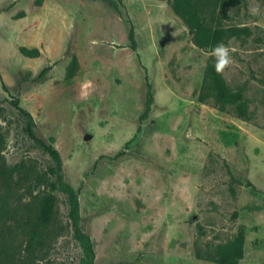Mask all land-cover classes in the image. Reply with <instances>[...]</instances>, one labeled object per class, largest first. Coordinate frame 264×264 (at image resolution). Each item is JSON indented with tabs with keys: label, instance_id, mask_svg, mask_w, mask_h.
I'll return each instance as SVG.
<instances>
[{
	"label": "rangeland",
	"instance_id": "374dc122",
	"mask_svg": "<svg viewBox=\"0 0 264 264\" xmlns=\"http://www.w3.org/2000/svg\"><path fill=\"white\" fill-rule=\"evenodd\" d=\"M220 23L250 31L225 43L233 62L221 74L247 99L249 121L197 100L212 50L193 45L166 0H0V159L31 164L42 175L32 196L55 197L58 233L39 264L85 262L66 194L46 186L54 163L13 100L59 155L92 264H215L195 247L205 255L238 234L235 264H264V0H238ZM6 237L22 255L17 231Z\"/></svg>",
	"mask_w": 264,
	"mask_h": 264
},
{
	"label": "trees",
	"instance_id": "16d2710c",
	"mask_svg": "<svg viewBox=\"0 0 264 264\" xmlns=\"http://www.w3.org/2000/svg\"><path fill=\"white\" fill-rule=\"evenodd\" d=\"M171 11L181 20L191 35V41L198 48H212L218 43H227L231 38L242 39L250 34L246 26L222 25L221 14L225 9L238 3V0H166ZM131 43V30L128 32ZM258 40L264 41V34ZM18 51L25 57L38 56L36 48L19 46ZM77 68L75 57H71L64 76L71 77ZM49 66L42 67L37 73L42 77ZM197 100L201 103L209 102L221 112H229L243 121L251 119L247 99L240 90L231 88L221 74H217L213 62L205 63L201 83L197 93ZM15 107L24 115V132L26 136L39 146L53 161L49 166L48 174H53L55 181L49 180L46 186L53 190L57 186L67 196L69 211L68 218L73 227V237L82 247L85 264H92L93 251L88 236L79 231L76 226L77 202L74 193L68 185L60 182V159L57 151L33 133V122L29 113L12 101ZM3 144V135L0 132V148ZM42 175L31 165L24 161L8 166L0 159V264H39L41 253L48 240L58 232L54 226L53 208L55 197L50 192L31 194L28 188L30 181L38 185L42 183ZM22 191L18 193V191ZM25 193V194H24ZM25 195L27 202H20ZM23 239L22 255H18L16 245L9 243L6 237L16 232ZM194 255L199 259H207L215 264H235L242 257V236L238 234L225 244L216 245L212 251L202 255L195 247Z\"/></svg>",
	"mask_w": 264,
	"mask_h": 264
},
{
	"label": "clouds",
	"instance_id": "9594fccd",
	"mask_svg": "<svg viewBox=\"0 0 264 264\" xmlns=\"http://www.w3.org/2000/svg\"><path fill=\"white\" fill-rule=\"evenodd\" d=\"M249 13L258 15L259 5L250 6ZM212 56L214 58L213 67L217 74H222L225 68L229 67L233 62L229 47L223 43H218L212 48Z\"/></svg>",
	"mask_w": 264,
	"mask_h": 264
}]
</instances>
